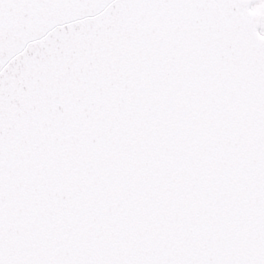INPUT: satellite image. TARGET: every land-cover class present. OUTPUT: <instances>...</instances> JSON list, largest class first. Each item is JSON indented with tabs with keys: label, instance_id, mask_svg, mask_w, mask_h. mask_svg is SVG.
I'll use <instances>...</instances> for the list:
<instances>
[{
	"label": "snow or ice",
	"instance_id": "6c2138e0",
	"mask_svg": "<svg viewBox=\"0 0 264 264\" xmlns=\"http://www.w3.org/2000/svg\"><path fill=\"white\" fill-rule=\"evenodd\" d=\"M0 264H264V0H0Z\"/></svg>",
	"mask_w": 264,
	"mask_h": 264
}]
</instances>
